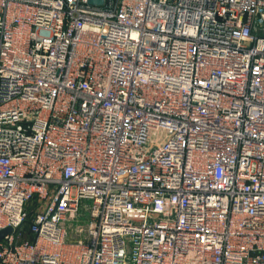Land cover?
<instances>
[{
    "label": "built area",
    "instance_id": "2783aa9c",
    "mask_svg": "<svg viewBox=\"0 0 264 264\" xmlns=\"http://www.w3.org/2000/svg\"><path fill=\"white\" fill-rule=\"evenodd\" d=\"M6 229L0 264H264V0H0Z\"/></svg>",
    "mask_w": 264,
    "mask_h": 264
},
{
    "label": "water",
    "instance_id": "95a60500",
    "mask_svg": "<svg viewBox=\"0 0 264 264\" xmlns=\"http://www.w3.org/2000/svg\"><path fill=\"white\" fill-rule=\"evenodd\" d=\"M89 3L92 5V6H102L104 5L105 3V0H89ZM11 231V229H6V230H3L2 232H0V241L3 239V237L5 235H7L9 232Z\"/></svg>",
    "mask_w": 264,
    "mask_h": 264
},
{
    "label": "rangeland",
    "instance_id": "374dc122",
    "mask_svg": "<svg viewBox=\"0 0 264 264\" xmlns=\"http://www.w3.org/2000/svg\"><path fill=\"white\" fill-rule=\"evenodd\" d=\"M85 203H86V204H90V201H86Z\"/></svg>",
    "mask_w": 264,
    "mask_h": 264
}]
</instances>
